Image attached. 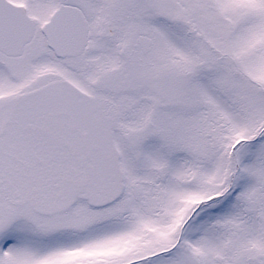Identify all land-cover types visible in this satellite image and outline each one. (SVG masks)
Instances as JSON below:
<instances>
[{"label": "snow or ice", "instance_id": "6c2138e0", "mask_svg": "<svg viewBox=\"0 0 264 264\" xmlns=\"http://www.w3.org/2000/svg\"><path fill=\"white\" fill-rule=\"evenodd\" d=\"M0 264H264V0H0Z\"/></svg>", "mask_w": 264, "mask_h": 264}]
</instances>
